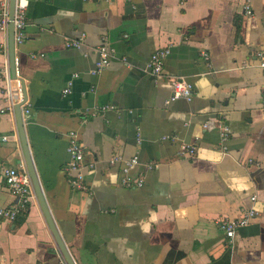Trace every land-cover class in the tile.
<instances>
[{
    "label": "crops",
    "instance_id": "1",
    "mask_svg": "<svg viewBox=\"0 0 264 264\" xmlns=\"http://www.w3.org/2000/svg\"><path fill=\"white\" fill-rule=\"evenodd\" d=\"M26 23L16 45L26 137L75 263L264 264V0H30ZM80 37V47L66 46ZM104 37L111 63L93 73ZM160 48L170 52L156 77L147 62ZM168 76L191 82L193 98L166 105ZM7 86L0 80V206L16 200L3 169L28 170ZM71 130L85 146L83 188L67 170ZM183 143H195L196 155H181ZM114 154L139 155L133 173H146L143 187L121 184ZM252 206L257 217L228 238L219 220ZM0 264H68L36 193L0 225Z\"/></svg>",
    "mask_w": 264,
    "mask_h": 264
},
{
    "label": "built area",
    "instance_id": "2",
    "mask_svg": "<svg viewBox=\"0 0 264 264\" xmlns=\"http://www.w3.org/2000/svg\"><path fill=\"white\" fill-rule=\"evenodd\" d=\"M249 1V0H248ZM30 4V0H16L15 6V43L16 45L22 43L25 38L26 29V14L27 9ZM245 10L248 14H252V6L250 2L245 5ZM9 23V0H3L0 4V27L2 29H8ZM67 47H80L83 44V38L68 39L66 41ZM2 47L4 44H2ZM99 59L97 60L96 67L93 73L101 72L106 69L111 63V57L113 53V48L104 37L103 42L98 46ZM170 50L169 48H160L152 53L150 59L147 62V69L156 77H160L164 74V62L168 56ZM205 58H208V54L203 52ZM260 58L259 65L264 68V53L262 51L258 52ZM126 59V58H125ZM18 58L16 57V77H13L10 72V66L4 65L0 66V80H5L8 83L7 86V99L9 101V109H13L16 104L23 103V114L30 115V108L26 106V101H24V87L23 82L20 77V72L17 67ZM169 81L172 84V93L166 99V105H169L173 101L184 98L191 100L195 94L193 84L186 79L178 76H168ZM63 92L65 95L72 92L71 83H68ZM263 103H264V91H263ZM109 105H103L97 109L106 110ZM229 127L226 124L221 126V138L220 143L223 151H227L228 145L227 141L229 139ZM69 142L67 150L69 153V162L67 165V170L74 177L72 181L78 186L83 188L82 179L84 178L83 166L85 157V146L80 140L79 134L76 130H71L68 133ZM197 146L195 143H183L180 148V154L184 156H194L196 155ZM111 164H120L122 178L121 184L128 188H141L144 186L146 181V173L139 172L134 175V169L140 164V157L138 154L132 156H124L123 154H114L110 158ZM147 169H152L157 163L149 162L146 163ZM93 166V164H91ZM5 184L13 192L16 200L10 206H0V225L4 220H14L19 214L25 211L31 204L32 199L35 197V190L33 187L32 179L30 173L25 168L19 167H5L2 172ZM257 196L252 197L253 202H255ZM258 210L252 206L245 209L239 216L236 217H223L219 220L221 229L224 231L228 238H233L236 231L239 228L248 226L257 217Z\"/></svg>",
    "mask_w": 264,
    "mask_h": 264
},
{
    "label": "water",
    "instance_id": "3",
    "mask_svg": "<svg viewBox=\"0 0 264 264\" xmlns=\"http://www.w3.org/2000/svg\"><path fill=\"white\" fill-rule=\"evenodd\" d=\"M15 6H16V0H9L8 51H9L10 72L13 77H16V43H15V24H14ZM26 99H27V95L24 93V101H26ZM22 104L23 103L16 104L15 110L17 113L19 131H20L22 145H23L24 152H25L27 168H28V171L32 179L35 193L40 201V204L44 210V213L46 215L50 228L55 236L58 246L62 254L64 255L67 263L76 264L74 261V258L72 257L66 243L64 242L58 230V227L52 217V214L46 202V198L44 196L42 185L40 183V179H39V176H38V173H37V170H36L33 158H32V154H31V151L28 145L27 137H26Z\"/></svg>",
    "mask_w": 264,
    "mask_h": 264
}]
</instances>
